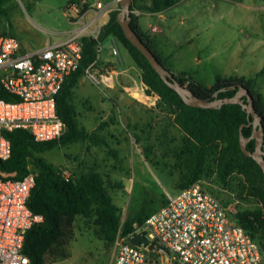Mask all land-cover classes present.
Returning <instances> with one entry per match:
<instances>
[{
  "label": "rangeland",
  "instance_id": "374dc122",
  "mask_svg": "<svg viewBox=\"0 0 264 264\" xmlns=\"http://www.w3.org/2000/svg\"><path fill=\"white\" fill-rule=\"evenodd\" d=\"M71 1L17 0L10 15L0 18V31L17 36L23 49L41 48L77 26L67 14ZM92 14L89 11L87 18ZM141 18L144 28L158 38L170 69L185 70L207 85L218 76L255 77V87L264 96V72L260 73L264 69V0H181L163 16ZM149 22L160 29L150 31ZM117 42L119 55L113 53L112 35L101 39L99 64L91 68L93 75L79 76L71 97L80 125L105 138L106 144L97 147L90 140L76 141L57 144L41 154L66 173L78 166L98 168L124 222L129 216L153 212L168 193L180 190L185 161L178 150L187 136L169 105L157 93L146 92L142 68ZM108 64L115 69H108L114 76L113 87L104 84L99 71V66ZM210 166L213 171L202 175L200 182L232 214L260 205L242 173L235 171L222 182L215 163ZM70 250L67 258H50L46 264H113L114 244L99 236L94 217L77 216ZM259 264H264V253Z\"/></svg>",
  "mask_w": 264,
  "mask_h": 264
},
{
  "label": "trees",
  "instance_id": "16d2710c",
  "mask_svg": "<svg viewBox=\"0 0 264 264\" xmlns=\"http://www.w3.org/2000/svg\"><path fill=\"white\" fill-rule=\"evenodd\" d=\"M179 1L151 0L150 7L159 11ZM16 6L17 0H0V18L8 17ZM143 6L146 4L133 0L131 25L158 59L168 67L164 57L154 47L153 38L140 27L137 15L133 11L135 7ZM119 10L120 7L110 11L109 18L103 24L98 37L87 35L82 38L84 48L80 65L67 77L57 95V111L66 123L64 134L57 139L40 141L25 128L18 127L5 131L12 143V153L9 158L0 159V177L22 178L29 171L36 172V182L28 203L35 213L43 215V219L36 222L26 234L23 251L30 259L29 264H46L50 258L61 260L70 256L75 220L79 215L94 217L99 236L107 244H113L120 231L124 234L134 231L150 214L141 212L129 216L122 222L120 208L113 201L98 168L93 166L85 170L78 166L70 169V174L66 175L64 167L54 165L41 154L57 144L76 141L90 140L92 145L97 147L106 144L105 138L98 136L94 130L80 125L78 112L71 97L73 86L79 76L86 73L91 64L93 66L99 64V43L108 35L119 40L142 68L141 78L147 85L146 92L157 93L161 100L169 105L175 113V122L187 136L185 143L178 150V154L185 161L180 189L200 181L202 175L212 172L213 168L210 165L213 163L222 182H227L235 171L242 173L247 188L256 194L260 205L255 208H239L236 213L231 214L259 243L264 253V170L254 157L243 151L240 144V129L243 123L245 125L242 131L245 136H250L253 132V124H249L252 116L240 102H224L220 107H201L185 102L179 92L168 85L152 67L146 55L127 38L117 20ZM0 32L12 34L5 30ZM107 67L114 69L113 64H108ZM170 70L179 81L203 98L230 97L236 94L240 85L247 87L253 96L256 110L263 116L264 123V96L255 87V77L218 76L212 85H207L185 70L179 72ZM263 72L264 69L260 73ZM0 97L15 100V97L6 92L1 85ZM243 98L247 100L246 96ZM247 147L253 151L256 140L250 139ZM150 254L160 258L157 252L150 251Z\"/></svg>",
  "mask_w": 264,
  "mask_h": 264
},
{
  "label": "built area",
  "instance_id": "2783aa9c",
  "mask_svg": "<svg viewBox=\"0 0 264 264\" xmlns=\"http://www.w3.org/2000/svg\"><path fill=\"white\" fill-rule=\"evenodd\" d=\"M111 10L112 3L71 1L67 14L77 26L61 41L29 52L22 51L17 36L0 32V85L15 97H0V159L12 153L6 130L25 128L40 141L64 134L66 123L57 111V95L80 65L83 36L98 37L102 17ZM88 11L93 12L89 19ZM113 53L120 54L115 37ZM91 68L93 64L87 72L93 75ZM35 182V171L22 178L0 177V264L30 263L23 251L26 234L43 219L28 203ZM135 231L165 247L169 264H259L263 256L259 243L233 218L228 206L200 181L168 193L141 226L128 234L120 231L113 243V264H163L129 239Z\"/></svg>",
  "mask_w": 264,
  "mask_h": 264
},
{
  "label": "water",
  "instance_id": "95a60500",
  "mask_svg": "<svg viewBox=\"0 0 264 264\" xmlns=\"http://www.w3.org/2000/svg\"><path fill=\"white\" fill-rule=\"evenodd\" d=\"M118 1L120 3V10L117 13V20L121 24L125 35L146 55L152 67L160 74V76L168 85L179 92L185 102L190 105L201 107H220L224 102H240L243 104V106L252 116V120L249 122V124H253V132L250 136H245L242 131V128L245 125L243 123L240 129V144L243 151L247 155L254 157L261 164L264 170L263 116L256 110L254 106L253 96L250 92V89L240 85L234 96L215 99L203 98L196 95L190 87L179 81L175 74L158 59L154 52L142 40L138 32L132 27L131 6L133 0ZM243 96L247 97L246 101L244 100ZM252 138L256 140V147L253 151L247 147L248 141ZM129 239L135 244L145 246L149 251L159 253L162 263L169 264V251L160 244L150 241L145 234L135 231L130 234Z\"/></svg>",
  "mask_w": 264,
  "mask_h": 264
},
{
  "label": "crops",
  "instance_id": "0c3cea01",
  "mask_svg": "<svg viewBox=\"0 0 264 264\" xmlns=\"http://www.w3.org/2000/svg\"><path fill=\"white\" fill-rule=\"evenodd\" d=\"M89 2H91L90 0H88ZM181 1V0H180ZM179 1V2H180ZM112 3H115L114 5H112V10L113 9H116V8H119L120 7V3H119V1H116V0H112ZM138 3V2H137ZM139 3H144V4H146V6H143V7H135V10H137V13H136V15H137V18H138V21H139V25H140V27L143 29V30H145V31H147L149 34H150V36L153 38V44H154V47L157 49V51L164 57V55H163V52H162V49H160L159 48V40H158V38L156 37V35L155 34H151L148 30H146L145 28H144V24H143V22H142V18H141V16L142 15H145L146 16V19L147 20H149L152 16H155V15H160V16H163V11H165V10H167V9H169V7H167L166 9H163V10H159V11H156V10H153L151 7H150V5H151V0H141V1H139ZM178 3V2H177ZM176 3V4H177ZM175 5V4H174ZM117 6H119V7H117ZM173 6V5H172ZM171 7V6H170ZM89 12V11H88ZM92 12V11H91ZM93 13V12H92ZM109 14H110V12H108L106 15H103V17H102V21L105 23L107 20H108V18H109ZM75 23V22H74ZM75 24H77V23H75ZM148 25L150 26V31H156V30H158V29H160V28H158L156 25H151V22H149L148 23ZM65 36V35H64ZM64 36H63V38H64ZM63 38H60V39H58V40H55V41H53V42H51V43H49V44H53V43H57V42H59V41H61ZM49 44H45L44 46H47V45H49ZM44 46H42V47H44ZM21 48H22V51L23 52H29V51H32V50H34V49H23V46L21 45ZM99 62V61H98ZM109 68L107 67V66H102V67H100L99 66V71H100V73H101V75H102V81L104 82V84L106 85V86H108V87H113L114 86V84H115V82H114V76H113V73H110L111 74V76H112V78H110L109 77V73H108V70ZM111 70H115V69H111Z\"/></svg>",
  "mask_w": 264,
  "mask_h": 264
}]
</instances>
